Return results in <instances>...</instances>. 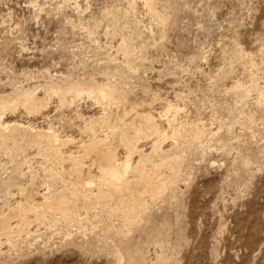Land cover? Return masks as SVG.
I'll return each instance as SVG.
<instances>
[{
  "label": "rangeland",
  "instance_id": "374dc122",
  "mask_svg": "<svg viewBox=\"0 0 264 264\" xmlns=\"http://www.w3.org/2000/svg\"><path fill=\"white\" fill-rule=\"evenodd\" d=\"M152 2L155 13L143 0H0V98L11 97L14 89L36 87L48 103L42 114H29L19 106L7 111L5 119L44 129L54 126L61 138L70 137L63 150L82 155L77 150L89 138L85 119L101 114V104L81 94L74 102L68 97L65 105L56 93L48 95L44 89L120 81L124 97L106 108L112 125L122 120L140 125L136 114L148 111L170 136L173 128L165 119L175 113L165 116L170 102L179 106L177 121L212 130L201 146H177L173 136L162 140V156L179 158L177 185L156 200L143 193L146 212L132 227L123 222V211L112 216L94 203L86 212L79 200L80 217L87 216L82 227L74 218L67 220L69 224L59 221V228L39 224L29 211L31 224L23 225L27 228L22 231L18 226L22 220L12 210L22 196L16 188L11 196H0V216L9 215L6 221L13 226L9 238L0 226V264H264V102L260 107L254 104L256 95L264 96V0ZM124 40L133 48L131 56L119 47ZM239 47L248 56L245 62L237 57ZM247 88L246 99L241 93ZM250 115L253 120L247 118ZM96 126L97 133L109 137L107 145L125 158L127 151L118 141L121 128ZM152 137L138 139L144 153L150 152L156 139ZM25 145L22 152H14L15 157L0 151V177L20 176L24 186H31L27 192L42 202L40 195L49 188L46 170L57 165L72 179V162L55 164L44 156L46 147ZM86 155L82 156L85 174L96 180L98 159ZM160 158L151 155L147 170H153L150 165ZM138 159L134 153L131 161L135 164ZM155 169L154 178L168 179L167 168Z\"/></svg>",
  "mask_w": 264,
  "mask_h": 264
},
{
  "label": "bare ground",
  "instance_id": "6f19581e",
  "mask_svg": "<svg viewBox=\"0 0 264 264\" xmlns=\"http://www.w3.org/2000/svg\"><path fill=\"white\" fill-rule=\"evenodd\" d=\"M143 1H144L145 5L148 7L149 11L152 13H155V12H153L154 4H153L152 0H143ZM130 3H131V1H130ZM132 4H130V5L128 4L129 6H131L130 8L133 7ZM77 5L79 6V4H77ZM74 6H76V5H74ZM132 9H131V11H132ZM116 15L117 14H115V15L113 14V16H116ZM127 15H128V13H127ZM156 17H158V16H156ZM159 17H160V15H159ZM113 20H114V18H113ZM163 21H164V19H163ZM124 23H125V20H124ZM119 47L122 49L123 52L130 54L128 56H131V54L133 53L132 52L133 48L131 47L130 42H126L124 40V42L122 44H120ZM239 48L236 50L237 57H238V59H240V61L245 62L246 59L248 58V56L245 52L242 51L241 48L240 49ZM259 51H261V48L259 49ZM234 53H235V51H234ZM249 72H250V69H249ZM119 73L121 74V72H119ZM124 75H125V73H124ZM250 75H252L251 72H250ZM251 81H252V79H251ZM119 82H117V83H119ZM117 83L106 81V83H103L101 85L91 83L90 85L84 86V85H82L81 82L80 83L77 82V83H69L66 86H63V85L62 86L61 85L60 86H49V87L44 89V90H46V93L48 95H50L52 92H53V94L56 93L57 96L59 97V101H60L59 103H62V104L63 103L65 104V102H67L68 97H70V99H71V101H69V102H74V100H77L79 97H81L80 96L81 94H87L85 96H88L89 99L91 98L93 100V102L99 103V105L101 104V106H102L101 114H99L97 116L91 115V116L87 117V119H85V123L83 122L84 123L83 128L86 129L87 132L89 131V138L87 140H84L81 143V145L79 144L81 147V150H79V151L77 150V152L80 153L82 151V153H83L82 155H81V153L78 154L77 152H76L77 155H75L74 154L75 152H73V151H69L67 154V151L63 150V148H62L63 145L67 144V142H70V137H66L64 135L66 138H64V139L61 138V136H59L56 133V131L53 129L54 126L53 127L48 126L47 129H44V128H38L37 126H34V124H32L31 122L30 123L29 122H22V121L20 122V120L18 121V120H12V119L11 120L5 119V115H6L7 111H11V112L16 111L17 108L19 109V106H21V108L23 107L27 113L32 114V115L37 114V113H41V114L43 113V109L46 107V104H48L46 101L47 98H45L44 96L40 97L37 94L38 90L36 87L34 89H26V90L14 89L13 95L11 97L6 98V97L2 96L0 98V151L4 150V152L5 151L10 152V154L13 153L12 155L14 156V152L20 153L25 149L24 147H26V145H25L26 143L29 145L30 144H33V145L36 144L38 146H43V147H46L44 149L45 155L44 154L43 155L46 156V158L48 160H53V162H55V164L63 163V161L70 160L72 162L71 166H73L71 168L73 171L70 172V175L75 176V177H73L74 179L73 178L68 179V178H66V173H65L66 171H62L63 168L61 170H59L57 165H56V167L54 165V166H51L48 168V165H47L48 169L46 170L47 171L46 173H48V176L46 175V177H49V179L45 182V184H46L45 186H48L49 188L47 191L45 190L46 192H44L40 195L41 198L43 199L42 202L41 201L36 202L35 197H33L29 192H27L29 190V189H27V187L29 185L28 186L23 185V183L20 181V176H19L20 174H16L19 177L14 176V174L10 175L9 177H0V196H4V198L8 197L7 195H10L12 193V191L14 190V188H16L18 190V194L20 196H22V199L20 198L21 201L17 199L18 201H20V202L17 201V206L15 208L13 207L14 209L12 208V210H15L16 214L22 220L21 224L18 225V226H20L19 229H21L23 227V225L27 224L28 222H29V224H31V222H30L31 219H30V221H28L29 218L27 217V212H29V211L33 214L32 216H34L32 219L33 222L35 220L39 224H43L46 226L48 225V226L52 227V226H57L59 224V221H61L62 223L64 221V223L67 222V224H69L68 219L74 218V219H76L75 221H77V220L80 221V222L79 221H77V222H79L80 223L79 226H81V225H83V224H81L82 223L81 221L83 219L85 220L86 219L85 217H87V216L82 217V218L80 217L81 214L79 213V211H81V210H79V207H78V203H79L78 201L79 200L82 201V204L80 203L81 207L83 206L82 209H84L82 211L86 210V212H87V210L90 209L91 204L93 205L94 203L96 205L98 204L100 206L106 207L108 209V211L110 212V215H112V216L118 215V212L123 211L124 212L122 215V217H124L123 222L126 223L128 225V227H130V226L132 227V225H134L138 219L143 217L142 216L143 212L145 211V209L147 207V206L145 207L146 202L144 200L146 198L144 199L145 196L143 197V195H145V194H143V193L146 192V195H147L148 194L147 192H149L150 193L149 195L152 196L156 200L159 197L162 198V196L165 194V190L167 188H168V190L169 189L174 190V188L177 185V181L179 179V176H180L178 173V170L176 168V165L178 164L177 161L179 158L176 159L173 157L162 156L163 154H161V152H162L161 142H162V140L164 141V139H166L169 135H168L167 131L161 129V127H160L158 121L156 120V118L154 117V115L148 111H147V113H143V114H141V113L139 114L137 112L138 113V114H136L137 118H138V116L141 118L140 125L134 124L135 122L126 123L127 121L125 122L124 120H122L123 125L121 123L118 125L117 124L112 125L110 123L109 119L107 118V116H106L107 112L106 111L108 109V106H110L111 103H113V104L117 103L118 104L120 102L121 98L124 97L122 92H121V89L118 88L119 84L117 85ZM256 84L257 83H255L254 85L256 86ZM239 85L237 84L238 87H239ZM237 86H234V88L235 87L237 88ZM250 86H249V88H250ZM251 88H252V86H251ZM248 91H249V89L247 88V89H244L243 92L241 93L244 98H246L248 96ZM239 92H240V90H239ZM77 96H79V97L76 98ZM256 96L257 97L254 101V104H256L260 107L264 102L263 93H260L259 95H256ZM68 104L71 105V103H68ZM166 106H167L166 112L164 111L166 113V115H165L166 117L169 116V115H167V114H170L169 112H173V113L175 112L176 113L177 108L179 107L178 105H177L178 107H173L172 103H170V102H167ZM175 113H174V115L176 116ZM127 114L128 113H126V115ZM174 115H173V118L172 117L169 118L171 116L170 115L169 117H167L165 119L167 120L166 122L168 124V127L173 128V133L171 132L172 135H170V136H173L174 140L179 141L177 143V146L178 145L184 146V144L188 145L190 147L191 146H198V145L201 146L203 143V139H205L204 137H206L205 135L208 132H210V133L212 132L211 128L206 129L205 125L199 126L198 124H196V125H194V124L193 125L192 124L191 125L190 124H186V125L182 124L183 121L182 122L177 121L176 118L174 117ZM253 117L250 115L247 118H249L250 120H253ZM252 123H253V121L251 122V124ZM65 124H66V121H65ZM96 125H104V128L109 127L110 129L111 128L114 129L116 126L121 128V133H120V135L118 134V137L120 136L119 137L120 140H118V141L121 142V144L123 145V147L127 151V154H126L127 156L125 158H123V157L120 158V156L118 157L115 149H112L111 145H107V144H109V142L107 143L109 137L107 135H101V134L97 133L98 128L95 129ZM105 125H108V126H105ZM166 129H167V127H166ZM113 131L115 132V130H113ZM113 131H112V133H113ZM149 135L150 136L154 135V137L156 139L155 140L152 139V140H154V142H152V146L150 145L151 146L150 152L144 153L141 150L142 149L141 146H139L140 147V149H139L137 141H138V139L142 138L143 136L148 137ZM154 137H152V138H154ZM10 143L12 144L11 146L9 145ZM38 146H36V147H38ZM199 148H201V147H199ZM134 153L139 154V159L137 161L135 160V162H136L135 164L133 163V161H131L132 155ZM85 154L94 155L98 159L99 173H97L98 174V177H97L98 179H96L97 181L88 177L86 175L87 173L85 174V172H87V171L84 170V167H83L84 166L83 165L84 164V162H83L84 157L82 158V156L83 155L85 156ZM151 155H160L161 156L160 161L157 159L159 161V162H157V164L150 165V166L158 167V169H159V167H162V166L165 167V169L167 168L166 171H169L170 175L168 176V179L165 178L166 181H165V179H161L158 176H157V178H154V176L156 174H158V171H156L155 167L153 170H150V169H149V171L147 170L146 166H148L147 164L151 161ZM51 157H53V158H51ZM135 159H137V158H135ZM27 160H28V158H27ZM179 162H180V160H179ZM20 164H22V163H20ZM50 164H49V166H50ZM153 164H154V162H153ZM61 165H63V164H61ZM88 171H90V170H88ZM20 172H21V170H20ZM30 172H28V173H30ZM41 172H43V171H41ZM22 174H24V173H22ZM33 175H34V173L32 171L31 180L34 179ZM36 175H37V173H36ZM28 179H30V177ZM57 180L58 181L60 180V183L62 182V186H58ZM40 185H42V184H40ZM32 186H33V184H32ZM94 186H95V188H93ZM29 187H31V186H29ZM147 205H149V204H147ZM103 207H101V208H103ZM110 215H108V216H110ZM8 216H6V214H4V213L2 216H0V226L2 227V229H4L3 235L8 234V238H9V236H10L9 234L12 233L11 229L13 226L11 227V224L8 222V219L6 221L5 217H8ZM27 218H28V220H27ZM9 221H11V220H9ZM108 222H110V221H108ZM39 224H38V226H41ZM21 225H22V227H21ZM18 226L16 228H18ZM24 227H23L22 231L25 228H27V227H25V228ZM28 227H29V225H28ZM36 228H38V227H36ZM54 228L57 229V227H54ZM58 228H59V225H58ZM46 229H48V228H46ZM61 229H62V227H61ZM63 229H65V228H63ZM80 229H83V228H80ZM30 231H27V232H30ZM114 231H115V229H114ZM13 233H16V231H14ZM31 233H33V236H36V232H35V235H34V232H31ZM0 234L2 235V233H0ZM28 234L30 235V233H28ZM69 234H71V233H69ZM26 235H27V233L25 234V236ZM13 236H14V234H12V237ZM5 237H6L5 239H8L7 236H5ZM26 237H28V235ZM120 238H121V236H120ZM13 239L14 238L8 239V241L11 240L10 242H12ZM14 241H15V239H14ZM0 242H2V241H0ZM15 245L16 244H14V246ZM15 247H13V248H15ZM17 247H18V245H17ZM19 249H20V247H19ZM17 250H18V248H17ZM161 258H162V256H161ZM161 262H162V260H161ZM119 264H120V262H119Z\"/></svg>",
  "mask_w": 264,
  "mask_h": 264
}]
</instances>
